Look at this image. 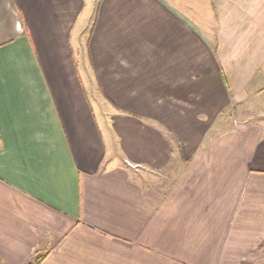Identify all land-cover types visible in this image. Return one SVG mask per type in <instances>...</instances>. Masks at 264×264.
Segmentation results:
<instances>
[{
  "label": "crops",
  "instance_id": "1",
  "mask_svg": "<svg viewBox=\"0 0 264 264\" xmlns=\"http://www.w3.org/2000/svg\"><path fill=\"white\" fill-rule=\"evenodd\" d=\"M87 1L0 0V264H264V0Z\"/></svg>",
  "mask_w": 264,
  "mask_h": 264
},
{
  "label": "trees",
  "instance_id": "2",
  "mask_svg": "<svg viewBox=\"0 0 264 264\" xmlns=\"http://www.w3.org/2000/svg\"><path fill=\"white\" fill-rule=\"evenodd\" d=\"M42 258H43V255H39V256H37V257L35 258L34 262L31 263V264H38V263H40V261L42 260Z\"/></svg>",
  "mask_w": 264,
  "mask_h": 264
},
{
  "label": "rangeland",
  "instance_id": "3",
  "mask_svg": "<svg viewBox=\"0 0 264 264\" xmlns=\"http://www.w3.org/2000/svg\"><path fill=\"white\" fill-rule=\"evenodd\" d=\"M87 1V0H86ZM89 3V1H87V4L86 5H90V4H88ZM95 95H96V93H95ZM263 110L262 111H257L259 114H264V104H263V108H262Z\"/></svg>",
  "mask_w": 264,
  "mask_h": 264
}]
</instances>
